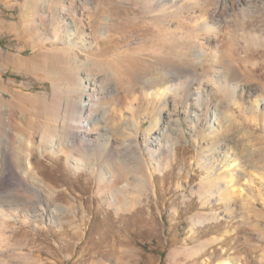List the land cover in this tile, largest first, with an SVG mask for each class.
<instances>
[{
    "label": "rangeland",
    "instance_id": "obj_1",
    "mask_svg": "<svg viewBox=\"0 0 264 264\" xmlns=\"http://www.w3.org/2000/svg\"><path fill=\"white\" fill-rule=\"evenodd\" d=\"M161 66L181 76L158 98ZM87 86L101 101L83 116ZM259 99L264 0H0V170L8 159L15 175L0 187V264H264ZM97 116L86 141L101 159L70 154L128 177L69 158ZM13 194L28 205L3 203Z\"/></svg>",
    "mask_w": 264,
    "mask_h": 264
},
{
    "label": "bare ground",
    "instance_id": "obj_2",
    "mask_svg": "<svg viewBox=\"0 0 264 264\" xmlns=\"http://www.w3.org/2000/svg\"><path fill=\"white\" fill-rule=\"evenodd\" d=\"M246 1H248V0H246ZM74 2H76V1H74ZM72 3H73V1H72ZM72 3H70V4H72ZM196 3V2H195ZM220 3V2H219ZM74 4V3H73ZM72 4V5H73ZM229 4V3H228ZM195 6H196V4H195ZM73 8V7H72ZM218 8V7H217ZM71 9V8H70ZM223 9V8H222ZM228 9V8H227ZM62 10V9H61ZM229 10V9H228ZM253 10V9H252ZM194 11V10H193ZM202 12V11H201ZM224 12V11H223ZM187 13V12H186ZM208 14V13H207ZM219 15V13L216 11V13L215 14H212V16L214 17L215 15ZM193 15V14H192ZM224 16V15H223ZM236 16V15H235ZM193 17V16H192ZM216 17V16H215ZM240 17V16H239ZM197 18V17H196ZM195 18V19H196ZM200 19V18H199ZM205 19V18H204ZM207 20V19H206ZM204 21L203 22V28H208L209 27V23L207 22V21ZM211 20V19H210ZM209 21V20H208ZM213 21V20H212ZM211 25V24H210ZM215 25V24H214ZM105 27V26H104ZM104 27L103 26H100V27H98V28H96V30L97 31H104L105 29H104ZM215 27V26H214ZM210 28H211V26H210ZM210 28L208 29V31H210ZM213 29V27L211 28V30ZM216 29V28H215ZM230 30V29H229ZM213 31V30H212ZM212 31L210 32V33H212ZM215 31V30H214ZM215 33H217V32H215ZM236 33V32H235ZM212 35H214L213 33H212ZM211 34H210V39H214L215 37H213ZM217 35V34H216ZM215 36V35H214ZM236 36V35H235ZM259 37V36H258ZM217 38V37H216ZM209 39V40H210ZM219 39V38H218ZM71 42V41H70ZM210 42V41H209ZM219 42V41H218ZM198 44V43H197ZM195 45V44H194ZM202 45V44H201ZM214 45V44H213ZM220 46V45H219ZM197 48V47H196ZM199 51V53H205L204 51V49H203V47H201L200 48V50H198ZM155 71H156V73L151 77V79H149V80H147V82H148V85H150V88H155V90L154 91H152V94H153V96L154 97H162V96H166V95H168V94H171L172 92H175L176 93V90L177 89H179V87L177 88L176 87V85H174L175 83H172L173 81H175L179 76H181L180 74H179V72H177V71H173V70H169V69H167V68H165L164 66H161V67H155V69H154ZM182 74V73H181ZM234 74H236V72L234 73ZM236 76H237V74H236ZM220 77V76H219ZM225 77V76H224ZM182 78V77H181ZM180 80V79H179ZM210 80V79H209ZM212 81V80H211ZM216 82V81H215ZM125 85L126 86H133V78H130V79H128V80H126L125 82ZM192 83V82H191ZM180 84V83H179ZM146 86H147V84H145ZM192 85V84H191ZM202 85V84H201ZM201 85H199V88H200V86ZM189 86H190V84L188 85V88H189ZM224 86V85H223ZM233 86V85H232ZM222 87V86H221ZM220 87V88H221ZM86 88V90L84 91V93H82L83 95L82 96H80V99H79V101H77L78 102V107H79V111H80V113L79 114H81V115H83L84 116V114L85 113H88V112H91L93 109H96L98 106H99V104H100V101H101V97H96V95H94V90H93V88H89L88 86L87 87H85ZM84 88V89H85ZM198 87L196 88V91H195V89H194V91H195V93L193 94V100L195 101V103H193L194 105L193 106H195L196 105V107H198V102H200L201 101V98H202V92L200 91V89H199ZM250 89H251V87H250ZM89 90H91V92H89ZM93 91V92H92ZM203 91V90H202ZM234 91H236V90H234ZM251 93V92H250ZM77 94V93H76ZM75 94V95H76ZM190 94V93H189ZM150 96V95H149ZM120 97V96H119ZM258 103H259V105H264V101H262V99H259V101H258ZM186 104V103H185ZM192 104V103H191ZM190 104V105H191ZM256 105H257V103H256ZM94 112V111H93ZM103 115V114H102ZM104 115H105V113H104ZM171 114L170 113H167V116H170ZM218 117H217V113H214V119L216 120ZM102 119H104V116H97V117H94L93 119H91V120H87V121H84L83 123H81L79 126H76V129H77V131H74V132H72L71 133V137H70V140L68 141V143L67 144H69V148L70 147H74V150L76 151V147H78L77 149H78V151L81 153L80 155L81 156H83V157H87V158H98V159H101V157H99L98 156V153H100V142H98V141H89L88 143H87V141L86 140H88L87 139V134H89V133H91L92 131H90L91 129H92V124L90 123V122H93V123H97L98 121H101ZM84 120V119H83ZM103 121V120H102ZM155 121V120H154ZM232 123H233V125H235L236 123H237V121H235V120H232ZM64 126V125H63ZM238 126V125H237ZM73 127V126H72ZM67 128V127H66ZM65 128V129H66ZM74 128V127H73ZM57 129V128H56ZM70 130V129H69ZM54 131V130H53ZM73 131V130H72ZM45 133H47V137H49L50 135H51V133H52V130L50 131V130H47ZM92 133H94V132H92ZM105 133H107V132H105ZM104 133V134H105ZM125 136V135H124ZM46 137V138H47ZM89 137V136H88ZM110 138V137H109ZM52 140V139H51ZM86 141V142H85ZM55 143V142H54ZM59 143H61V142H59ZM152 145H156V146H159V148H160V146H161V144L162 143H160V139L159 138H155L152 142ZM62 144V143H61ZM53 145V144H52ZM60 145V144H59ZM137 145V144H136ZM135 145V146H136ZM59 147V146H58ZM129 147H131V146H129ZM60 148V147H59ZM128 148V147H127ZM132 148V147H131ZM137 148H138V146H137ZM64 149V148H63ZM67 150V152L69 151V158H71V160L77 165V167H80L81 165H86L87 167H89V168H92L93 170H96L97 169V171H98V173H99V176H100V178H103V176L104 175H106V177H108V176H111V175H113L115 172H117L118 173V175H121L122 174V176L121 177H126L127 175L129 176V174L131 173V171H133V168H132V166H130V165H127V166H123L122 165V167L121 168H118V166H116L115 168H118L117 170L115 169V171H113L112 169H106V172L104 171V168L102 167V166H100L99 164H97V162L96 163H91V162H93L92 161V159H91V162H88L89 164H87V163H85L84 164V162H83V160L81 159V158H77V157H74L72 154H70V151H72V148H70V149H66ZM65 150V151H66ZM131 150H133V149H131ZM64 150H63V152H65ZM62 152V153H63ZM78 152V153H79ZM76 153V152H75ZM121 153V152H120ZM64 154H66V153H64ZM132 154V153H131ZM100 155V154H99ZM101 156V155H100ZM133 157V156H132ZM93 158V159H94ZM113 158H115V157H113ZM133 158H135V157H133ZM110 159V158H109ZM121 162H122V164H126V163H128V162H130L131 160H129L128 158H127V160L126 159H124V158H118ZM130 159H132V158H130ZM86 160V159H85ZM104 160V159H103ZM113 160H116V159H113ZM6 161V163H4L5 165V167L4 166H2L3 168H2V170H0V187H3V186H7V183H8V181H10V178H13L15 175H14V171H13V169L10 167V161L7 159V160H5ZM96 161V160H95ZM94 161V162H95ZM137 161H138V159H137ZM112 162V161H111ZM117 162V161H116ZM116 162H114V164L116 163ZM99 163H100V161H99ZM113 163V162H112ZM131 163V162H130ZM132 164V163H131ZM116 165V164H115ZM1 166V165H0ZM106 167V166H105ZM12 169V170H11ZM96 172V171H95ZM98 175V174H97ZM118 175H116V176H114V178L115 177H117ZM127 176V177H128ZM133 176H135V175H133ZM120 177V178H121ZM16 178V177H15ZM119 178V179H120ZM132 178H134V177H132ZM14 179V178H13ZM119 179H114V180H112L113 182H112V185H116V184H118L119 183ZM128 180V182H125L124 183V185H123V189L124 190H127L128 188H131V186H130V182H129V180L130 179H127ZM132 180V179H131ZM124 181H126V179L124 180ZM133 181V180H132ZM108 182V181H107ZM147 182V181H146ZM99 183H101V182H99ZM6 184V185H5ZM109 185H110V182L108 183ZM144 184V181H142V179H140L139 177L138 178H134V186H133V184H132V188H131V190H133L134 189V187H138L139 185H143ZM121 186V185H120ZM113 187V186H112ZM30 191H31V193L32 194H34V195H37V192L39 191L37 188H31L30 189ZM0 200H1V198H0ZM20 201H24L23 203H24V205H28V202H27V200L24 198V196H20V195H16V194H13V195H10V196H7V197H4L3 198V203L4 202H6V203H20ZM133 201H137V199L134 197L133 198ZM18 203V204H19ZM124 204V200H122L121 201V204ZM33 204V203H32ZM124 206H125V204H124ZM40 208L39 207H37V206H33V208H32V210L30 211V212H28V217L32 220V217H37V215H40ZM60 211V210H59ZM58 211V212H59ZM57 212V211H56ZM55 215H56V213H55V211L54 210H50V212H49V216H53V217H55ZM15 216L18 218V217H20V215H19V211H17L16 210V214H15ZM229 263V261L228 260H226V261H224L222 264H228Z\"/></svg>",
    "mask_w": 264,
    "mask_h": 264
}]
</instances>
